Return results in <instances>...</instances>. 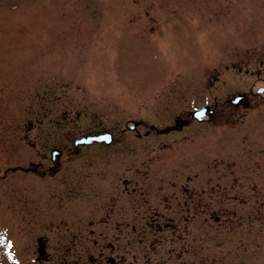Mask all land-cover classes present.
I'll return each instance as SVG.
<instances>
[{"label":"rangeland","instance_id":"374dc122","mask_svg":"<svg viewBox=\"0 0 264 264\" xmlns=\"http://www.w3.org/2000/svg\"><path fill=\"white\" fill-rule=\"evenodd\" d=\"M260 85L264 0H0V264H264V104L144 134Z\"/></svg>","mask_w":264,"mask_h":264},{"label":"flooded vegetation","instance_id":"af4514ba","mask_svg":"<svg viewBox=\"0 0 264 264\" xmlns=\"http://www.w3.org/2000/svg\"><path fill=\"white\" fill-rule=\"evenodd\" d=\"M215 80L219 78L218 73L214 74L213 77ZM263 93L255 94L250 90L246 92V96H244L243 101L241 104H235L231 101L230 97H225L222 101L217 100L215 97L212 99V101H209L210 104L209 108L213 109V112L210 113V115L206 118L205 121H216L217 123H224L228 121L229 118H239L241 113L238 112V109L242 107L244 110H247L251 108L253 105H263L264 102H260L258 99H263L261 96ZM66 147V146H62ZM64 149V148H63ZM67 156L71 155L72 153H69L66 151Z\"/></svg>","mask_w":264,"mask_h":264},{"label":"water","instance_id":"95a60500","mask_svg":"<svg viewBox=\"0 0 264 264\" xmlns=\"http://www.w3.org/2000/svg\"><path fill=\"white\" fill-rule=\"evenodd\" d=\"M205 112V108H200L197 110L192 111V115L196 116L198 119L201 118V116L204 114ZM188 121L185 119H177L176 123L174 125H170L167 127H164L162 129H159L158 132H167L171 129H180L184 124H186ZM99 139H103L106 142H109L111 140V135L109 133H105L103 135H99V136H95V135H91L88 137H84L81 139H78L75 144H82V143H90L92 140H99ZM60 155V150L58 149H52L51 151V158L54 162V166L49 168V174L53 175L59 168H60V163L58 161V157ZM17 167H13L11 168L12 170H16ZM33 171H35L36 173H38L39 175H43V172H40L36 169H32Z\"/></svg>","mask_w":264,"mask_h":264}]
</instances>
